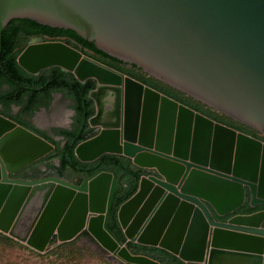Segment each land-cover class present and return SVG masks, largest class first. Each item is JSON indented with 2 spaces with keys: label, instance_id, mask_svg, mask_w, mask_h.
Segmentation results:
<instances>
[{
  "label": "water",
  "instance_id": "water-1",
  "mask_svg": "<svg viewBox=\"0 0 264 264\" xmlns=\"http://www.w3.org/2000/svg\"><path fill=\"white\" fill-rule=\"evenodd\" d=\"M14 19L75 31L86 41L206 106L264 133V0H0V34ZM29 74L52 67L90 92L98 132L75 149L147 173L121 204L114 172L80 185L10 178L55 147L0 114V232L45 253L87 231L120 264H264V142L99 63L69 42L36 40L18 58ZM95 133V132H94ZM257 212H251L258 208Z\"/></svg>",
  "mask_w": 264,
  "mask_h": 264
},
{
  "label": "trees",
  "instance_id": "trees-1",
  "mask_svg": "<svg viewBox=\"0 0 264 264\" xmlns=\"http://www.w3.org/2000/svg\"><path fill=\"white\" fill-rule=\"evenodd\" d=\"M30 25L35 27L41 26L45 30H49V34H51L55 41L65 39L89 58L130 76L167 96L176 100L179 99L181 102L191 106L195 102L191 97L149 76L137 65H131L130 63L110 56L100 50L95 43L86 41L73 30L53 28L29 19H14L10 21L0 34V105L5 108V112L2 113L24 127L42 135L55 145V151L44 158V160L49 163V168L60 176L70 175L72 178L78 177L83 180L99 171L111 170L120 180V174L122 172L121 166H125L126 169L130 170L135 169V167L130 159L120 155L107 154L94 162H82L77 158L75 149L87 138L88 120L94 113L92 109L93 101L89 98V93L95 88L96 83L92 79L86 83H81L73 75L70 80L63 79L64 74L61 73V69L59 68L55 70L56 73L51 77L47 75V72L39 76L26 72L18 63V58L23 50L22 46H20L19 36L21 35L22 27ZM52 79L55 81L48 86ZM63 89L65 95L74 100V109L77 114L74 120V128L72 130H57V134L63 139L62 141H56L53 137L35 129L26 119L33 117L41 107H48L52 99V93ZM44 96H47L45 101L42 100ZM12 106L20 108L19 114H12ZM196 106L195 108L200 112L207 115L211 114L210 111L212 110L205 105L197 102ZM214 113L213 115L220 122L229 126L234 124L232 119L218 112ZM54 160L58 161V165L54 164ZM137 181L138 179H132L130 181L129 190L126 191L124 196L118 198L112 211L110 228L122 241H125V239L117 222V211L122 203L135 194ZM4 239L9 243L30 251L38 258L49 259L56 256L57 258L52 264H57L59 261L61 262L58 264H79L77 255H82L84 252L83 248L76 246L77 244L75 243H63L50 248L45 253H39L25 245L15 243L11 238L6 237ZM129 248L134 254H146L158 260L159 255L162 254L163 256H168L173 264H183L178 258L162 250L137 244H131Z\"/></svg>",
  "mask_w": 264,
  "mask_h": 264
},
{
  "label": "flooded vegetation",
  "instance_id": "flooded-vegetation-1",
  "mask_svg": "<svg viewBox=\"0 0 264 264\" xmlns=\"http://www.w3.org/2000/svg\"><path fill=\"white\" fill-rule=\"evenodd\" d=\"M49 33H50L49 30L47 31V30H45L41 26H36L35 27L33 25H30V26H24V27H22V29H21V35L19 36L20 46H22V48H23L22 52L29 45H31L36 40H42L43 42H64V43L65 42H69V41H67L65 39H63V40H56L55 41L53 39V37L51 36V34H49ZM57 68H59V67H52L50 69H47V70L41 72L37 76H39V75L44 74V73L47 72V75L49 77H51L53 74L56 73L55 70ZM59 69H61V68H59ZM60 71H61V73L64 74L63 79L70 80L72 78V75H73L72 73L63 71L62 69ZM73 77H74V75H73ZM53 81H55V80L54 79L50 80V83L48 84V86ZM86 82H81V83H86ZM4 89H5V87H4ZM63 91H64V89L63 90H60V91H54L52 93V99H51V102H50V104H49L48 107H46V108L45 107H41L36 112V114L33 117H31V118H27L26 117L27 118L26 120H28L35 129H37V130H39V131L47 134L48 136L53 137L56 141H62V139H63L60 135L57 134V130H61V129H63V130H72L74 128V125H75L74 120H75V117H76V114H77L76 113V110L74 109V100L71 97L66 96ZM89 96H90V93H89ZM46 99H47V96H44L42 100L45 101ZM193 100L195 102L192 101L193 102L192 103V106L191 105H187V104L181 102L179 99L177 101H179L180 103H183V104L191 107L192 109H194L197 112H200L195 107H197L196 106L197 105V102L200 103L201 105L203 103H201V102H199L198 100H195V99H193ZM203 105H205V104H203ZM206 107L212 110V111H210L211 114L210 115H207V114H205L203 112H201V113H203V114L207 115L208 117H210V118H212V119L220 122L217 118H215V115H213V114H215L214 112H218V111H216V110H214V109H212V108H210L208 106H206ZM92 109L94 111V113H93L92 116H94L95 115V112H96L95 106H94V102L92 104ZM19 111H20V108L19 107H16V106H12L11 107V112L14 115L19 114ZM2 112L3 113L5 112V108L2 105H0V114L3 115V116H5ZM48 112H50L49 120H47V121L43 120L41 122L42 119H40L41 117L40 118L38 117L39 116L38 114L39 113H42L43 114V117H45L44 116L45 113L47 114ZM218 113H220V112H218ZM220 114L221 115H224L222 113H220ZM224 116H226V115H224ZM5 117H7V116H5ZM226 117H228V116H226ZM7 118L11 119L10 117H7ZM228 118H230V117H228ZM230 119H232V118H230ZM11 120L14 121L13 119H11ZM232 120H233V123H234L233 125H231L232 128L236 129L239 132H242V133H245L247 135H250V136H252L254 138H257V139L261 140L262 142H264V133H261V132L255 130V129L249 127V126H246V125H244V124H242V123H240V122H238V121H236L234 119H232ZM14 122H16L20 126H23V125L19 124L17 121H14ZM26 129H28V128H26ZM29 130H31V129H29ZM31 131H33V130H31ZM87 131H88L87 132V138L84 141H86L87 139L93 137L94 135H96L98 133L94 129H90L89 127L87 128ZM33 132L36 133V134H38L35 131H33ZM38 135L40 137L44 138L42 135H40V134H38ZM44 139H46V138H44ZM48 142H50V141H48ZM54 147H55V145H54ZM54 151H55V149L52 152H50V153L46 154L45 156H43L42 158H40L39 160H37L36 162H34L31 165H29L24 170L18 172L15 175H11L10 178L17 179V180H29V181H32V180H39V179H43L45 177H51V176H53V177H57V178L64 179V180H68V181H70V182H72L74 184L80 185L85 178L83 180H81L78 177H73L72 178V177H70V175L60 176L57 173H54L53 170L49 168V166H48L49 163L46 160H44V158H46L49 154L53 153ZM54 164L58 165V161L57 160H54ZM120 168H121L122 172L120 174V180H119V182H120V185H121L122 189L120 190V192L117 193L116 198L125 195L126 191L129 190V188H130V181L132 179H138L140 176H142L144 174L145 175H148L147 173H142V172L136 170V168L135 169H131V170L130 169H126L125 166H121ZM102 171H110V172H113L111 170H102ZM99 172H101V171H99ZM97 173H95V174H97ZM93 175H91V176H93ZM91 176H88V177H91ZM88 177H86V178H88ZM116 202H117V200H116ZM262 209L263 208L260 207V208L254 210V211H251V212H257V211H260ZM112 211H113V209H112ZM111 217H112V212H111V215L109 217V226H110V222H111ZM0 236H2V238H6V237L7 238H11L12 240L15 241V243H18V244H21V245H25L26 247H28L26 244L21 243L20 241L14 239L12 237H10L7 234L2 233V232H0ZM63 243H75V244L80 245V246L81 245L89 246V247L93 248V250L96 252V255H98V256H100L102 258H105L106 257V258L112 260L113 262H115L116 264H120L117 260H115V258H113V256L110 253H108L107 251H105L97 243V241L90 235V233L87 232L86 230L85 231H82L74 239H72V240H70L68 242H60L58 240V238H57V235L56 234L53 235V237L50 240V244L47 247V250H49L50 248L55 247L57 245L63 244ZM28 248H30V247H28ZM82 248L84 250V247H82Z\"/></svg>",
  "mask_w": 264,
  "mask_h": 264
},
{
  "label": "rangeland",
  "instance_id": "rangeland-1",
  "mask_svg": "<svg viewBox=\"0 0 264 264\" xmlns=\"http://www.w3.org/2000/svg\"><path fill=\"white\" fill-rule=\"evenodd\" d=\"M39 118L47 121L49 120L50 112L45 113L43 117L42 113L38 114ZM78 247H84V252L82 255H77V261L79 264H116L108 258H102L96 255L93 248L84 245H76ZM53 256L49 259L38 258L30 251L20 248L12 243L7 242L2 236H0V264H52L56 259ZM61 261L57 262L60 263Z\"/></svg>",
  "mask_w": 264,
  "mask_h": 264
},
{
  "label": "crops",
  "instance_id": "crops-1",
  "mask_svg": "<svg viewBox=\"0 0 264 264\" xmlns=\"http://www.w3.org/2000/svg\"><path fill=\"white\" fill-rule=\"evenodd\" d=\"M162 256H163L162 254L159 255V257H158L159 260H162Z\"/></svg>",
  "mask_w": 264,
  "mask_h": 264
}]
</instances>
